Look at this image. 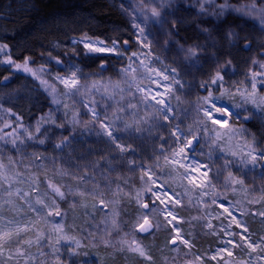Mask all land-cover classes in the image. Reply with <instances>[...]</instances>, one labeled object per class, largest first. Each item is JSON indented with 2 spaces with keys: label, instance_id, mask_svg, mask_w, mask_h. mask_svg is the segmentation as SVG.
<instances>
[{
  "label": "rangeland",
  "instance_id": "374dc122",
  "mask_svg": "<svg viewBox=\"0 0 264 264\" xmlns=\"http://www.w3.org/2000/svg\"><path fill=\"white\" fill-rule=\"evenodd\" d=\"M108 1L112 2L119 12H122L130 25L131 34H133L132 43L119 44V54L108 56L114 57L112 65L120 68L115 72H121L123 78H128L137 103L150 110L153 118L158 120L156 121L158 125L156 129L159 131L157 139H154L153 143L145 141V145H143L137 141L134 143L135 140L132 137L130 139L126 136L125 138L116 128L109 127L111 135L108 134V129L104 127L107 124L105 123L106 115L102 106L98 105L97 98L102 94L104 84L112 85L113 82H118L115 78L105 77L88 81L86 78L88 76L85 77L80 69L75 73L76 83L65 85L62 79L58 78H73V70L78 68L73 62L69 60L58 65L56 60L48 62L44 59L45 56H41L40 60L31 58L33 63L30 66L38 71L41 79L47 82L46 84H41V79L33 78L30 74H21L14 70L11 72L13 75L27 78L40 93L45 94L51 107L49 117L53 119L51 122H44L41 119L36 121L31 115L27 114L26 117H22L0 105V108L3 109L0 114L2 115L0 131L5 132V140L10 141L12 138L11 133L6 131L9 124L14 126L13 132H24L27 129L25 134L30 133L27 140L21 137L17 139L16 144L0 141V149L6 151V155L0 159L2 161L0 172L8 173L4 177L2 187L5 190L4 199L8 200L7 189L10 186L8 180L23 174V171L19 174L21 171L19 167L17 169L15 163L8 160L10 153L13 154L18 149L31 155H35L42 149L47 150L46 153L57 160L73 155L75 148L68 151L70 149L67 144L68 135H64L58 125L49 123H55L54 118L57 117L52 113L60 105L61 94H69L72 90L79 88L80 91H88L87 93L81 92L79 98L84 103V108L89 112L90 120L97 123L98 137L103 139L100 147H96L98 145L94 138L91 141L94 146L87 144L88 150L92 151L95 148V151L99 152L97 156H101L104 163L122 164L119 166L125 167L136 177L137 203L132 212L126 216L118 218L113 213L101 218L97 223V235L95 232L94 236L85 235L83 229L72 232L65 222V213L61 211L60 203L66 198V191L48 183L39 187V191L31 192L27 198L33 199L35 203V197L43 196L50 206L55 208L58 204L60 217L53 213L46 219L49 221L61 220L63 227L58 231L55 226L40 221L37 228L48 236L47 245L44 237H41L37 243L33 233L21 232V236L30 238L33 243L25 244L21 241L19 247L12 244L11 250L5 248L0 259L5 264H25L26 261L33 258L32 264H242L251 258L253 264H264V260H255V257L260 254L259 250L249 253L246 248L243 250L234 249L233 257L222 256L218 257L217 261L210 259L215 249L220 245L218 238L209 234L212 229L207 226L208 217L205 214L215 213L218 209L213 203L197 205L196 200L202 189L195 188L187 181H183V184L190 189L186 193L178 179L175 166L167 163L178 147V142L172 135V129L179 126L185 136L196 132L197 121L202 115L200 110L205 106L203 102L207 97L204 88L208 86L212 91V96L217 98L216 104L231 111L230 125L220 129L219 131L224 135L211 142L208 133L201 132L199 143L193 146L188 154L190 159L187 162L189 164L202 162L207 164L211 170L210 182L215 184V189H204L210 193L204 199L212 201L217 197H222L238 202V206L242 209L264 208V203L259 202L260 189L264 188V159L258 156L255 165L242 162L249 159L245 155L249 149L264 155L263 143L253 135L248 127H245V123L251 120L258 121L264 127V111L251 102H245L241 95L236 93V89L242 91L246 86H249L253 70L259 71L261 70L260 66L264 65V26L261 24V21L264 20V0H228L230 8L223 16L211 14V12L219 11L214 5L206 6L210 9L208 13L198 14L200 6L195 0H189L187 3L185 0H177V3L171 7L163 9L160 17L150 19L141 15V11L137 7L139 0ZM223 2L224 0H216L217 4ZM226 21V26L222 27ZM197 25L201 27L198 29ZM141 31L144 40L143 46L136 43L137 39L141 37ZM75 42L69 46L70 49L80 45ZM149 44L151 45L150 49H148ZM245 45L248 47L246 48ZM80 46L82 47V45ZM60 47L54 46L56 51L65 49ZM243 52L247 56L241 59L239 55H242ZM88 55L101 56V54ZM0 59L3 57L0 56ZM149 62H151V69L147 68ZM112 65L110 64L109 67ZM104 66L106 67V65ZM157 72L160 73L159 80L172 85L166 93L172 109L170 123L165 122V116L169 115L167 111L162 110V105L154 103L149 98V94L144 91L145 88H155ZM164 73L168 74L167 80L163 78ZM217 73H225L223 84L228 89V93H224L223 90L217 91L216 86L211 84ZM115 88L116 86H111L109 90L113 92L116 91ZM113 95L116 94L113 93ZM181 97L196 110L195 115L191 116L189 121L183 114H179V109L176 108V103L182 99ZM256 99L259 103L264 104V93H261ZM149 105L151 106L149 107ZM14 114L18 117L13 118ZM17 119L20 120V123H17ZM207 127L211 130L215 126L209 123ZM28 151L31 153H27ZM209 154H211V159ZM148 171H151L153 177L164 185L165 190L175 192L182 200V205H171V207L183 218V222L178 227L182 230V235L192 241L193 247L189 248L179 244L178 250H173L169 240L170 235H174V233L171 232V226L164 214V205L153 200L151 191L160 190L151 187L152 182L148 180ZM179 171L184 170L180 169ZM230 173L244 180L248 196H245L243 192L233 191V188L238 187L237 185L225 187ZM170 176H177V179L175 181L169 179ZM22 177L24 176L22 175ZM12 187L13 189L20 187L23 190H28L34 186L30 185L26 188L22 182L13 181ZM12 199L15 203L4 205L3 218L0 219V224L4 226L5 231L13 217L17 216L16 219H19L20 216H28L35 219L34 214L27 212V205L23 200L16 197H12ZM54 200L57 204H53ZM144 203L149 205L148 209L143 208ZM18 205H23L24 210L17 212ZM9 209L12 210L9 211ZM145 211L149 213L152 233L141 237L135 226L143 222L142 214ZM46 212L47 209H45ZM90 214L91 216L87 220L94 216L92 212ZM244 218L249 220V228L253 233L256 235L264 233V227L258 222H251V217ZM258 220L259 217H257ZM212 223L218 225L220 220L213 219ZM253 238L255 239V235ZM75 241L80 242L79 247L76 246ZM16 248H20V252H16ZM53 248L56 251H53ZM136 249H143L146 255H141ZM10 252L11 260L8 259ZM197 254L203 256L204 260L197 259Z\"/></svg>",
  "mask_w": 264,
  "mask_h": 264
},
{
  "label": "trees",
  "instance_id": "16d2710c",
  "mask_svg": "<svg viewBox=\"0 0 264 264\" xmlns=\"http://www.w3.org/2000/svg\"><path fill=\"white\" fill-rule=\"evenodd\" d=\"M223 24L222 27L226 26L227 21ZM85 34L93 39L119 41L120 44L125 40L130 44L133 40L129 23L108 0H0V42L9 45L10 54L17 62H22L24 57L40 60L41 56H45L48 62L60 60L65 63L70 60L85 77L88 76V81L115 78L118 82L104 84L103 92L97 98L106 115L105 123L118 129L125 138L132 137L134 143H153L159 133L156 129L158 120L134 99L128 78H123L121 72H115L120 68L112 65L114 57L86 55L80 45L70 49L69 46ZM54 46L65 49L56 51ZM242 55H239L241 59L247 56L244 52ZM3 76L10 77L7 82L0 79V105L4 109L22 117L31 115L36 121L51 122V107L45 94L40 93L27 78L13 75L6 65H0V78ZM111 86H116V91L111 92ZM83 91L77 88L69 94H61L60 105L52 113L57 117L54 118L55 123H49L58 125L63 134L68 135V151L75 148L72 156L57 160L49 156L47 150L31 155L18 149L10 153L8 160L13 161L17 169L19 167V174L23 171L24 177L18 175L17 181L26 188L30 185L39 188L49 183L66 191V198L60 205L69 229L72 232L83 229L85 235L94 236L101 218L113 213L119 218L132 212L137 203V188L136 177L119 166L122 164L104 163L101 156H97L98 150H88L87 144L94 146L91 142L94 138L96 147H100L103 139L98 137L97 123L90 120L89 112L80 101ZM182 99L176 103V108L189 121L196 110ZM245 127L264 145V127L258 121H248ZM5 152L0 149V159L6 155ZM90 212L94 216L87 220ZM44 240L47 245V235ZM20 243L13 240L12 244L19 247ZM33 260L27 264H32Z\"/></svg>",
  "mask_w": 264,
  "mask_h": 264
},
{
  "label": "snow or ice",
  "instance_id": "6c2138e0",
  "mask_svg": "<svg viewBox=\"0 0 264 264\" xmlns=\"http://www.w3.org/2000/svg\"><path fill=\"white\" fill-rule=\"evenodd\" d=\"M185 2H189V0H185ZM195 2L200 6L198 14H205L210 11L207 5L216 6L219 11L211 12L214 16H223L225 13L229 11L230 5L228 0H224L223 3L217 4L216 0H195ZM177 3V0H139L137 3V7L141 11V15L145 18H158L161 15V11L165 8L171 7L173 4ZM235 11H240L239 9H234ZM262 26H264V20L261 21ZM198 29L201 27L200 25L196 26ZM143 33L141 31V37L137 39L136 43L140 46H143L144 40L142 38ZM82 45L83 49H86L87 54H101V55H118L120 52L119 49V41H106L104 39H93L92 37H88L86 34L82 36L79 41H76ZM125 45L129 43V41H123ZM110 46V47H109ZM247 48L248 45H245ZM151 48V45H148V49ZM150 52V51H149ZM0 56L3 59H0V65H7L8 71H15L21 74L27 73L30 74L33 78L41 79L37 70H34L30 65L33 63L30 57H24L23 62L19 63L13 56L10 54L9 45L7 43L0 42ZM135 59V58H133ZM139 62V61H137ZM56 63L61 64L60 60H56ZM151 62L147 65L148 69H151ZM261 70H253V74L251 80L249 81V86H246L242 91L240 89H236V93L241 95L245 102H251L260 110L264 111V104H261L257 101V97L260 96L261 93H264V65L260 66ZM79 68H75L73 70V78H58L62 79L65 85H74L76 83L75 73L79 72ZM175 72V70H173ZM160 73L157 72V82L155 83V88H145L144 91L149 94V98L154 103H159L162 105V110L167 111L169 115L165 116V122L170 123V116L172 114V109L170 107V102L166 96V93L172 85L165 84L162 80H159L158 77ZM225 73H217L216 77L211 81L212 85L216 86V90H223L224 93H228V89L224 87ZM147 78V77H145ZM164 80H167L168 74H163ZM3 81L7 82L10 77L3 76ZM219 81V83H217ZM47 82L41 79V84H46ZM250 87V90H249ZM204 91L207 92V97L205 99L204 107L200 110V119L197 121L196 132L192 135L185 136L179 129V126L174 127L172 129V135L178 142L177 150L173 153V156L167 160V163L175 166V170L178 173V179L181 182V186L185 188L186 193L190 191L187 188V185L183 184V181H187L188 184L194 186L195 188L202 189L197 197L196 204L204 205L208 203H213L215 207L218 209L215 213H206L205 215L208 217L207 226L212 229L209 233L210 235H214L218 238L219 247L215 249L210 259L213 261H217L218 257L234 256V249L240 248L241 250L247 249L249 253H255L259 250V255L255 257L256 261L264 260V233L256 235L249 228V220L244 217H251V222H258L262 227H264V208H256L249 210L247 208H240L238 206V202H233L229 199H224L222 197H217L212 201L204 199V197L208 196L210 193L208 191H204V189H215V184L211 183V170L207 164L202 162H197L195 164H189L187 160L190 159L188 155L193 148V146L199 141V134L201 132L208 133L209 141L211 142L215 138H219L224 135L219 130L222 128H227L230 125V119L232 113L229 109L220 107L216 104V99L212 96V91L208 86H205ZM54 92V90H52ZM159 97V99H157ZM55 101V97H54ZM151 105H149L150 107ZM238 106V105H237ZM91 110V109H90ZM3 109L0 108V114H2ZM95 115V113H93ZM18 116L14 115L13 118ZM206 118V119H205ZM0 120H2V115H0ZM202 121V123H201ZM17 123H20V120L17 119ZM214 125L215 127L211 130L208 129V124ZM39 126V122H38ZM13 125L9 124L7 128V132L11 133V140H5V132L0 131V141L5 143L11 142L12 144H16L17 139L23 137L24 140L29 138L30 133L25 134L27 129L24 132H13ZM105 128L108 129V134L111 135V128L108 127L107 124L104 125ZM43 142V141H41ZM248 156V160L242 161L245 164L252 163L255 165L257 162L258 156L261 159H264V155L253 152L251 149L245 153ZM209 158L211 159V154H209ZM226 163H228L226 161ZM0 165H2V161H0ZM183 169L184 171H179ZM8 173L0 172V219L3 218L4 205L14 204L15 201L12 197H16L19 200H23L24 204L27 205V212L34 214L35 219H31L28 216H20L19 219L13 217L9 222L7 230L2 224H0V257L3 256L5 248L11 250L13 237H15V243L19 244L21 241L25 244H31L33 241L30 238H26L21 236L20 233H33L36 236V242L39 243L40 238L44 237L46 234L40 231L37 228V224L40 221H43L46 224H51L55 226V228L59 231L63 227V221H49L46 219L48 216H52L53 213L57 217H60V211L58 208L57 202L54 200L53 204H57L54 208L50 206L43 196L35 197V203L33 199L27 198L30 196L31 192L39 191L38 187H32L28 190H23L20 187H15L13 189L12 183L13 181H17L16 177H11L8 182L10 184L7 189L8 200L4 199L5 190L2 187V183L4 177L7 176ZM148 180L152 182L151 187L154 189H159L160 191H151V195L154 201H159L161 205H164V214L168 219V223L171 226V232L174 235H170L169 243L172 245L173 250H178V245L183 244L189 248L193 247V243L189 240L185 235H182V230L178 227L179 224L183 222V218L173 210L171 205H182V200L178 198L177 194L173 191H168L164 189V185L159 183L154 177L151 171L147 172ZM169 179L176 180L177 176H170ZM19 182V181H18ZM28 183H31L30 181ZM232 185H237L238 187L233 188V191L243 192L245 196H248V190L245 187L244 180L242 178L236 177L234 174H229V180L225 183V187H231ZM259 202L264 203V188L260 189V197ZM101 206L103 208V202H101ZM149 205L147 203L143 204L144 209H148ZM45 209L47 212L45 213ZM12 209H9L11 211ZM23 205H18L16 207V211H23ZM143 222L138 223L135 226L136 231L141 233H147L151 230L152 225L149 222V213L145 211L143 214ZM257 217L259 220L257 221ZM218 219L220 223L213 224L212 220ZM255 235V239L253 238ZM59 243V241H57ZM77 247L80 246L79 241H75ZM140 252L141 255H146L143 249H136ZM16 252H20V248L15 249ZM53 251H56L53 248ZM8 259H12V255H10ZM30 259V257H29ZM197 259L203 261L204 257L197 254ZM0 264H5V262L0 259ZM27 264V261L25 262ZM242 264H253L252 259L250 258L247 262H242Z\"/></svg>",
  "mask_w": 264,
  "mask_h": 264
},
{
  "label": "water",
  "instance_id": "95a60500",
  "mask_svg": "<svg viewBox=\"0 0 264 264\" xmlns=\"http://www.w3.org/2000/svg\"><path fill=\"white\" fill-rule=\"evenodd\" d=\"M198 143H199V141H198ZM198 143H196V144H198ZM195 144V145H196ZM192 150V149H191ZM264 166V165H263ZM152 233V228H151V230L149 231V232H147V233H141V232H138V234L142 237H145V236H147V235H149V234H151Z\"/></svg>",
  "mask_w": 264,
  "mask_h": 264
}]
</instances>
